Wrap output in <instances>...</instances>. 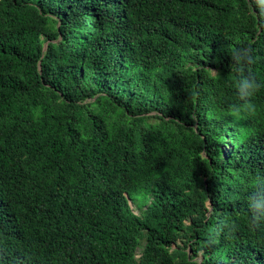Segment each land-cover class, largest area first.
Wrapping results in <instances>:
<instances>
[{"label": "trees", "instance_id": "1", "mask_svg": "<svg viewBox=\"0 0 264 264\" xmlns=\"http://www.w3.org/2000/svg\"><path fill=\"white\" fill-rule=\"evenodd\" d=\"M262 204L264 0H0V264H264Z\"/></svg>", "mask_w": 264, "mask_h": 264}, {"label": "clouds", "instance_id": "2", "mask_svg": "<svg viewBox=\"0 0 264 264\" xmlns=\"http://www.w3.org/2000/svg\"><path fill=\"white\" fill-rule=\"evenodd\" d=\"M239 53V54H237ZM252 50L250 48L237 49L233 53V72L239 76L237 95L245 103L243 107L249 111H254L255 105L252 102V97L255 96L260 88V84L247 75H244L245 65L250 62ZM260 217H264V204L259 205Z\"/></svg>", "mask_w": 264, "mask_h": 264}]
</instances>
